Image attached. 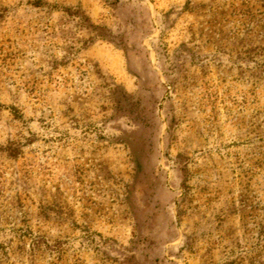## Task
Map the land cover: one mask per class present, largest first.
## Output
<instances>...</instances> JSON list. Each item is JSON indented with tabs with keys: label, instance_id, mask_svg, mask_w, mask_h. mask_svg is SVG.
<instances>
[{
	"label": "rangeland",
	"instance_id": "374dc122",
	"mask_svg": "<svg viewBox=\"0 0 264 264\" xmlns=\"http://www.w3.org/2000/svg\"><path fill=\"white\" fill-rule=\"evenodd\" d=\"M0 264H264V0H0Z\"/></svg>",
	"mask_w": 264,
	"mask_h": 264
}]
</instances>
